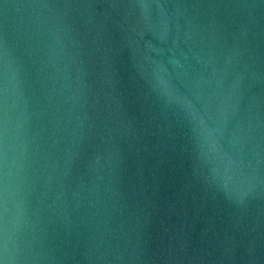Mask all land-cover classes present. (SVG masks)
<instances>
[{"label": "water", "instance_id": "obj_1", "mask_svg": "<svg viewBox=\"0 0 264 264\" xmlns=\"http://www.w3.org/2000/svg\"><path fill=\"white\" fill-rule=\"evenodd\" d=\"M0 264H264V0H0Z\"/></svg>", "mask_w": 264, "mask_h": 264}]
</instances>
